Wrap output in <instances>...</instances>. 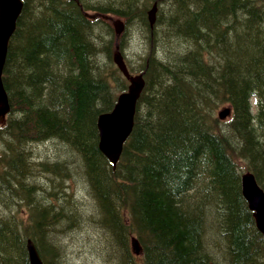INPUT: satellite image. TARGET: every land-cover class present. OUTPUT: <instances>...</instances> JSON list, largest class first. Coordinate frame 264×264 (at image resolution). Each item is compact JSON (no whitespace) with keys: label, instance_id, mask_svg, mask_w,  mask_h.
<instances>
[{"label":"trees","instance_id":"obj_1","mask_svg":"<svg viewBox=\"0 0 264 264\" xmlns=\"http://www.w3.org/2000/svg\"><path fill=\"white\" fill-rule=\"evenodd\" d=\"M22 1L2 73L0 264H29L28 239L45 264L86 251L99 264H264L240 187L250 171L264 191V0ZM115 49L145 84L113 166L96 121L127 85Z\"/></svg>","mask_w":264,"mask_h":264},{"label":"water","instance_id":"obj_2","mask_svg":"<svg viewBox=\"0 0 264 264\" xmlns=\"http://www.w3.org/2000/svg\"><path fill=\"white\" fill-rule=\"evenodd\" d=\"M21 0H0V121L9 111L8 96L2 82V72L6 60L9 40L15 30L16 21L21 12ZM156 5L148 11V21L154 22ZM115 32L118 34L122 25L114 24ZM113 62L128 81L125 91L121 92L109 112L98 116L96 128L98 131V149L115 165L119 159L124 142L129 137L134 120V113L137 100L144 87L142 73L130 75L127 67L118 51L113 54ZM229 114L225 108L218 113L220 119ZM242 194L247 201L248 208L253 213L256 228L264 236V192L257 185L251 173H245L241 177ZM132 250L139 253L137 241L131 239ZM26 249L29 264H43L31 240L27 241Z\"/></svg>","mask_w":264,"mask_h":264},{"label":"rangeland","instance_id":"obj_3","mask_svg":"<svg viewBox=\"0 0 264 264\" xmlns=\"http://www.w3.org/2000/svg\"><path fill=\"white\" fill-rule=\"evenodd\" d=\"M111 23L114 25V24H117V25H119V23H120V20L118 19V18H116V17H111ZM113 21V22H112ZM128 37V36H127ZM128 39V41H129V49L131 50V51H133L132 52V54L131 55H134V52L135 51H138L139 49H141V44L140 45H136V43L138 42L137 40H134L135 38H134V35H131V36H129V38H127ZM130 64H131V62H129ZM132 64H134L133 62H132ZM118 94V93H117ZM116 94V95H117ZM47 147H48V149L50 148V149H52V150H50L49 149V153L51 154L52 152H54V150H53V144L52 143H48L47 145H46ZM40 149L41 150H43L42 149V147H40ZM79 190H80V192H81V194L83 193L82 192V188H81V186H79V187H77ZM88 241V240H87ZM78 245L80 246V248H81V250H83V251H86V249L88 250V243L86 242V241H84V239H82L81 237H79V239H78ZM69 261L71 262L72 261V259H69ZM83 264H99L95 259H92L91 258V256H90V254H89V252H87L86 251V255H84L83 256V262H82Z\"/></svg>","mask_w":264,"mask_h":264},{"label":"bare ground","instance_id":"obj_4","mask_svg":"<svg viewBox=\"0 0 264 264\" xmlns=\"http://www.w3.org/2000/svg\"><path fill=\"white\" fill-rule=\"evenodd\" d=\"M94 2V1H93ZM92 2V3H93ZM170 6V5H169ZM81 7V6H80ZM116 7V6H115ZM83 9V8H82ZM147 21V20H146ZM113 22V21H112ZM114 26V25H113ZM143 35H145V34H143ZM144 37V36H143ZM118 38V37H117ZM156 42V41H155ZM87 43V42H86ZM85 43V44H86ZM116 46V45H115ZM117 47V46H116ZM114 53V52H113ZM104 63V62H103ZM102 67V66H101ZM107 68V67H106ZM106 92V91H105ZM107 99V98H106ZM252 102H253V100H252ZM225 107V106H224ZM220 109V108H219ZM217 112H219V111H217ZM20 115V114H19ZM216 115H217V113H216ZM230 115V112H229V114L225 117V118H223V119H221V120H225L228 116ZM13 117V116H12ZM17 117H19V116H17ZM4 121V120H3ZM16 121V120H15ZM17 124V123H16ZM7 136V135H6ZM4 137V139L5 138H7V137ZM54 139V138H53ZM48 140V139H47ZM50 140V139H49ZM56 140V139H55ZM27 144H29V143H27ZM60 144V143H59ZM29 146V145H28ZM2 147V146H1ZM62 147V146H61ZM28 148V147H27ZM98 148V147H97ZM234 149V148H233ZM5 150V149H4ZM25 152V151H24ZM8 153V152H7ZM234 153V152H233ZM9 155V154H8ZM34 155V154H33ZM61 155V154H60ZM36 156V155H35ZM33 157V156H32ZM48 157V156H47ZM51 157V156H50ZM49 157V158H50ZM54 158V157H53ZM52 158V159H53ZM52 159H51V162H52ZM61 159H62V157H61ZM246 159V158H245ZM49 160V159H48ZM53 160H56V159H53ZM43 161V160H42ZM44 161H45V159H44ZM41 164H42V162H40ZM39 164V163H38ZM40 164V165H41ZM51 164V163H50ZM38 168V167H37ZM47 168V167H46ZM39 169V168H38ZM48 169V168H47ZM75 170V169H74ZM245 173H248V171H243V172H241L240 173V187H241V177H242V175L243 174H245ZM35 179V178H34ZM33 180V179H32ZM84 180V179H83ZM36 181V180H35ZM258 181V180H257ZM28 183V182H27ZM30 184H32V183H30ZM40 184V183H39ZM85 184V183H84ZM86 184H88V183H86ZM30 187V186H29ZM89 187H87V189H88ZM49 191V190H48ZM87 191V190H86ZM89 191V190H88ZM47 192V191H46ZM90 192V191H89ZM241 193H242V187H241ZM38 194V193H37ZM40 194V193H39ZM14 195V194H13ZM243 195V194H242ZM9 197V196H8ZM2 201V200H1ZM4 203V202H3ZM85 216V215H84ZM91 216H94V213H93V215H91ZM96 216V215H95ZM87 217V216H86ZM81 218V217H80ZM98 218H99V216H98ZM82 219V218H81ZM97 220V219H96ZM89 221H91V220H89ZM98 221V220H97ZM81 223V222H80ZM85 223H86V221H85ZM91 223V222H90ZM79 224V223H78ZM82 224V223H81ZM81 224H79V225H81ZM94 225V224H93ZM100 225V224H99ZM67 226V225H66ZM65 226V227H66ZM69 226V225H68ZM92 226V225H91ZM256 227V226H255ZM83 228V227H82ZM85 228V227H84ZM72 231V230H71ZM38 232V231H37ZM67 236V235H66ZM263 236V235H262ZM134 237V236H133ZM137 241H138V239H137ZM60 246V245H59ZM36 247V246H35ZM211 251V250H210ZM132 252V251H131ZM214 252V251H213ZM216 253V252H215ZM134 255V254H133ZM212 256H213V254H212ZM214 257V256H213ZM212 257V258H213ZM218 257V256H217ZM217 259H219V258H217ZM218 261V260H217ZM219 262V261H218ZM45 264V263H44Z\"/></svg>","mask_w":264,"mask_h":264}]
</instances>
